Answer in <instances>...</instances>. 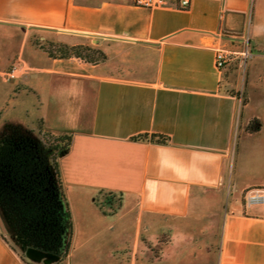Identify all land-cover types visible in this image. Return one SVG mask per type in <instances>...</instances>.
<instances>
[{
    "label": "crops",
    "instance_id": "0c3cea01",
    "mask_svg": "<svg viewBox=\"0 0 264 264\" xmlns=\"http://www.w3.org/2000/svg\"><path fill=\"white\" fill-rule=\"evenodd\" d=\"M35 123L71 138L59 169L82 228L60 261L12 243L0 210V264H264V204L245 202L264 188V0H0V132Z\"/></svg>",
    "mask_w": 264,
    "mask_h": 264
},
{
    "label": "trees",
    "instance_id": "16d2710c",
    "mask_svg": "<svg viewBox=\"0 0 264 264\" xmlns=\"http://www.w3.org/2000/svg\"><path fill=\"white\" fill-rule=\"evenodd\" d=\"M57 51L60 55L45 50L52 58H77L91 63L104 59L102 53L83 45H61ZM248 129L256 131L257 127L251 122ZM150 140L164 144L168 138L151 135ZM70 142L69 135L44 130L41 140L29 127L6 125L0 132V210L9 238L22 250L37 249L60 261L70 251L73 234L59 169V159L68 151Z\"/></svg>",
    "mask_w": 264,
    "mask_h": 264
},
{
    "label": "built area",
    "instance_id": "2783aa9c",
    "mask_svg": "<svg viewBox=\"0 0 264 264\" xmlns=\"http://www.w3.org/2000/svg\"><path fill=\"white\" fill-rule=\"evenodd\" d=\"M132 5L150 9H161L174 7L179 10H184L189 5V0H177V3L173 6L170 4L169 0H130ZM243 55L245 57H251L249 50H246ZM231 53L218 49L215 55V64L218 70L225 67L230 59ZM18 64L14 63L10 66L8 71L4 74L7 79H15L18 74ZM245 202L248 206L253 205H263L264 204V188L263 187H253L245 192Z\"/></svg>",
    "mask_w": 264,
    "mask_h": 264
},
{
    "label": "rangeland",
    "instance_id": "374dc122",
    "mask_svg": "<svg viewBox=\"0 0 264 264\" xmlns=\"http://www.w3.org/2000/svg\"><path fill=\"white\" fill-rule=\"evenodd\" d=\"M33 42L37 46V48H39L43 52H45V50H49L51 52L53 51L52 53L55 55H60L59 54L60 52H58L57 50L60 49L62 44L51 42L48 39H40L39 37L34 38ZM54 50H55V52H54ZM88 55H91V52H89ZM245 67H246V64H245ZM239 69L241 70V68H239ZM29 128L34 132L35 136H37L38 138H40L42 140L43 129L39 125V123H35L34 125H31V126H29ZM71 215H72V212H71ZM72 223H73V233L75 232L77 235H79V230L82 228L80 225V219H78L76 216L73 217V215H72Z\"/></svg>",
    "mask_w": 264,
    "mask_h": 264
}]
</instances>
